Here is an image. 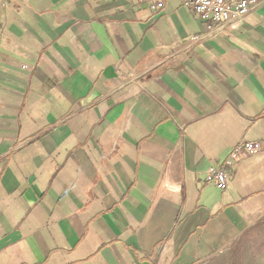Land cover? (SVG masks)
I'll use <instances>...</instances> for the list:
<instances>
[{
  "label": "crops",
  "instance_id": "crops-1",
  "mask_svg": "<svg viewBox=\"0 0 264 264\" xmlns=\"http://www.w3.org/2000/svg\"><path fill=\"white\" fill-rule=\"evenodd\" d=\"M166 2L0 0V264H248L264 246V153L224 191L205 180L238 143L264 149V7L207 29Z\"/></svg>",
  "mask_w": 264,
  "mask_h": 264
},
{
  "label": "built area",
  "instance_id": "built-area-1",
  "mask_svg": "<svg viewBox=\"0 0 264 264\" xmlns=\"http://www.w3.org/2000/svg\"><path fill=\"white\" fill-rule=\"evenodd\" d=\"M144 1V0H142ZM149 2L154 14H159L166 6V0H145ZM186 8H190L195 16L207 24V29H220L248 17L250 13L264 7V0H181ZM211 31V30H210ZM203 37L194 36L191 42H199ZM264 153L260 142H241L232 148V151L223 162V167L211 169L205 176L208 183L218 190L224 191L228 183V171L239 160L253 155Z\"/></svg>",
  "mask_w": 264,
  "mask_h": 264
},
{
  "label": "rangeland",
  "instance_id": "rangeland-1",
  "mask_svg": "<svg viewBox=\"0 0 264 264\" xmlns=\"http://www.w3.org/2000/svg\"><path fill=\"white\" fill-rule=\"evenodd\" d=\"M248 240L251 241L250 238ZM242 248H244L245 253L247 255H249V257L251 258V262H249L248 264H260L257 260L255 261L256 256L258 255V254H256V252H259L260 253L259 255L262 256L261 254L264 253V246L257 247V246L250 245V244L248 245V243H245L244 247H242ZM253 258H254V260H253Z\"/></svg>",
  "mask_w": 264,
  "mask_h": 264
}]
</instances>
